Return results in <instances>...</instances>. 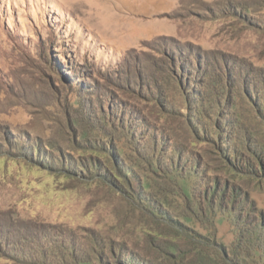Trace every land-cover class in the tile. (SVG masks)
<instances>
[{
  "label": "rangeland",
  "instance_id": "rangeland-1",
  "mask_svg": "<svg viewBox=\"0 0 264 264\" xmlns=\"http://www.w3.org/2000/svg\"><path fill=\"white\" fill-rule=\"evenodd\" d=\"M258 91L264 0H0V264L146 258L154 206L230 246L233 225L176 180L201 200L213 178L238 185L264 217V179L231 180L223 154L259 139Z\"/></svg>",
  "mask_w": 264,
  "mask_h": 264
},
{
  "label": "trees",
  "instance_id": "trees-1",
  "mask_svg": "<svg viewBox=\"0 0 264 264\" xmlns=\"http://www.w3.org/2000/svg\"><path fill=\"white\" fill-rule=\"evenodd\" d=\"M262 91H258V95ZM255 104L261 102V107H264V101L252 97ZM260 107V108H261ZM255 119V115H254ZM230 121V120H229ZM256 129L259 131V139L251 140L248 136L249 132H245L242 137H239L240 148L237 147L234 152L231 146H227L223 150V154L227 155V167L225 172L230 173L233 177L231 180L237 179H264V114L260 116L259 122L255 124ZM240 128V127H239ZM15 157L21 161L34 160L41 161L44 157L37 152L36 157L32 158L30 154L22 158V153H26L25 147L21 146V152H17L14 147ZM100 153H103L106 163L103 165L105 179L110 181L113 185H117L116 180L111 175L109 157L105 156L107 150L104 146H99ZM0 149V153H5ZM39 151V150H38ZM234 153V157L232 152ZM99 153V155H101ZM110 153L112 150L110 149ZM5 155L1 154L0 156ZM25 155V154H24ZM172 164V163H171ZM46 167L50 165L43 164ZM99 164L96 166V168ZM51 167L53 165L51 164ZM120 170L123 166L120 165ZM73 168V167H72ZM82 168L88 172L87 167L82 165ZM174 168V167H173ZM195 172L198 174L199 169L196 165ZM99 173V169H96ZM192 171L189 168V172ZM69 173L77 172L75 167L72 170H67ZM80 174V172L78 171ZM124 173V171L122 172ZM126 174V173H125ZM191 176L178 177L176 180L177 188L180 192L182 199L189 203L192 211L200 208L203 204L207 211L212 215H222L236 232V240L230 246L224 243L217 242L215 237L204 236L190 226H187L183 221H188L191 218L187 216H177L175 218L173 213L167 210L166 206L162 208H152L154 212V219L156 225L162 228L161 232L157 235L156 239L149 241L147 249V257L126 260L125 264H264V217L249 203V198L246 191L239 188L238 185H231L227 189L217 183L216 179L205 183L202 192V200L197 197L195 188L190 185ZM103 178V177H102ZM103 178V181H106ZM109 182V183H110ZM144 190L149 191L150 186L142 184V191L138 190L137 194L141 199V203H153L154 197H148V201L143 197ZM251 202V201H250ZM252 203V202H251ZM163 205V204H162ZM183 217V218H182ZM183 219V221L179 220ZM151 253V255L149 254Z\"/></svg>",
  "mask_w": 264,
  "mask_h": 264
}]
</instances>
